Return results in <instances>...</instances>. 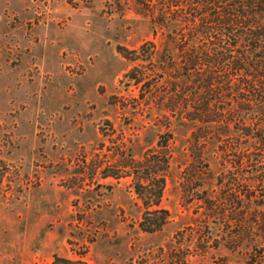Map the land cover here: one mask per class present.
Returning a JSON list of instances; mask_svg holds the SVG:
<instances>
[{"label": "rangeland", "instance_id": "obj_1", "mask_svg": "<svg viewBox=\"0 0 264 264\" xmlns=\"http://www.w3.org/2000/svg\"><path fill=\"white\" fill-rule=\"evenodd\" d=\"M159 41L134 0H0V264H251L171 72L128 59Z\"/></svg>", "mask_w": 264, "mask_h": 264}, {"label": "trees", "instance_id": "obj_2", "mask_svg": "<svg viewBox=\"0 0 264 264\" xmlns=\"http://www.w3.org/2000/svg\"><path fill=\"white\" fill-rule=\"evenodd\" d=\"M134 3L160 41L159 48L144 43L128 59L158 57L160 73L171 72L176 100L169 112L188 123L196 161L219 168L220 200H204L207 218L226 230L232 225L229 242L250 247L248 263L264 264V0ZM133 73L128 77L140 83ZM157 213L141 222L145 232L164 225L166 212ZM58 263L69 264L55 257Z\"/></svg>", "mask_w": 264, "mask_h": 264}]
</instances>
